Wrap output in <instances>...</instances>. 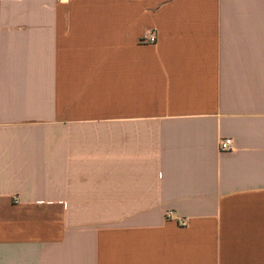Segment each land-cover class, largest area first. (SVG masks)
<instances>
[{"label": "crops", "instance_id": "1", "mask_svg": "<svg viewBox=\"0 0 264 264\" xmlns=\"http://www.w3.org/2000/svg\"><path fill=\"white\" fill-rule=\"evenodd\" d=\"M0 264H264V0H0Z\"/></svg>", "mask_w": 264, "mask_h": 264}, {"label": "built area", "instance_id": "2", "mask_svg": "<svg viewBox=\"0 0 264 264\" xmlns=\"http://www.w3.org/2000/svg\"><path fill=\"white\" fill-rule=\"evenodd\" d=\"M140 43L153 45L156 43V36L153 33H147L145 36H143V38L140 39ZM219 149L221 151H228L232 149V141L230 139H222L219 142ZM14 200L17 201L16 199ZM171 217V212H168L166 214V218L170 219ZM180 225L184 226L185 222L183 220H180Z\"/></svg>", "mask_w": 264, "mask_h": 264}]
</instances>
